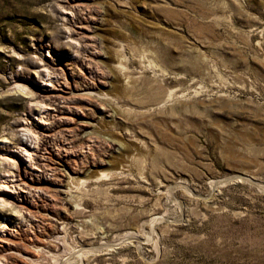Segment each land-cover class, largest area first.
<instances>
[{
  "label": "rangeland",
  "instance_id": "374dc122",
  "mask_svg": "<svg viewBox=\"0 0 264 264\" xmlns=\"http://www.w3.org/2000/svg\"><path fill=\"white\" fill-rule=\"evenodd\" d=\"M51 1L0 0V140L16 143L14 121L27 114L9 91L25 58L51 55L54 90L73 105L79 89L95 92L107 112L88 106L98 126L78 117L47 140L89 157L70 177L59 159L37 157L40 181L60 175L38 187L69 208L48 214L61 241L47 264H264V0H89L97 64L69 56ZM91 66L103 82L76 87ZM58 102L69 117L72 104Z\"/></svg>",
  "mask_w": 264,
  "mask_h": 264
},
{
  "label": "bare ground",
  "instance_id": "6f19581e",
  "mask_svg": "<svg viewBox=\"0 0 264 264\" xmlns=\"http://www.w3.org/2000/svg\"><path fill=\"white\" fill-rule=\"evenodd\" d=\"M90 5L89 0H65L64 3L61 0L51 1L52 11L61 21L59 29L65 35L66 41H64L70 52L69 56L72 59L84 56L93 60L90 63L97 64L96 62H99L97 57L101 55V52L97 51L96 48L98 27L93 24L97 20L98 11ZM75 8H83L86 11V16L77 24H68L69 22H75ZM59 39L54 37L51 42L59 44ZM17 54L21 59H24V56ZM50 59L51 55L49 54L45 55V58L41 56L36 59L30 57L26 60L25 58L21 69L27 76L24 77L23 75L24 78L12 77V85L9 91L13 90L25 97L27 100V114H23L14 121L16 143L12 145L7 138L0 140V168H2L0 174V214L2 215L0 221V264H25L24 261L28 264H47L48 260H58L56 243L61 241V237L58 235L54 237L56 228L48 218V214L52 212L59 215L67 214L69 208L67 206L62 207L58 203L56 188L43 190L38 187L45 184L49 187L56 186L60 183L57 179L60 175L57 171H54L49 177L45 178L46 180L40 181L41 170L36 164L37 157L38 155L43 156L47 166L54 160L59 159L64 163L68 176L78 170V167L82 168L89 159L87 155L76 157L70 155L66 143H64L63 146L66 147L62 151L52 150L49 147L50 142L47 140L56 138L63 127L70 128L74 121L79 118L84 119L91 125L98 126L97 123L94 124L87 120L96 117V112L91 113L93 109H88V106L107 112V107L101 102L103 97L95 95V92L79 89L78 91L81 93H78V96L80 98L74 105L70 95L65 97L56 92L54 85L57 83L60 74L54 69V62H50ZM91 67V69L84 67V72L78 78L73 79L72 82L76 87L86 85L93 88L96 86L95 80L99 79L103 82L107 73L100 66ZM30 71L33 72L36 78L35 81L27 79ZM62 73V79L69 86V74L64 70ZM91 76H96V78ZM29 82H32L33 85H28ZM59 98H62L67 104H72L69 107V117L63 111H59ZM75 101L77 100L75 99ZM83 109L89 110V112L81 113L80 110ZM62 137L64 141L68 140L67 136L62 135ZM73 142L74 140L70 144ZM27 173L32 176L30 179L25 176ZM17 177L18 180H16ZM40 191L50 194V203L44 199ZM79 222L84 226L89 224L88 220L80 219ZM27 223L32 224L35 230H39V232H35L32 238L28 236Z\"/></svg>",
  "mask_w": 264,
  "mask_h": 264
}]
</instances>
